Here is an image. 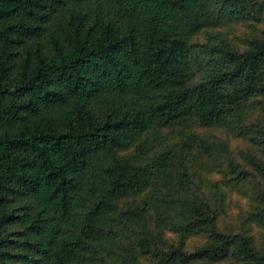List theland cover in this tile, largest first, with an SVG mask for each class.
Returning <instances> with one entry per match:
<instances>
[{"label":"trees","instance_id":"1","mask_svg":"<svg viewBox=\"0 0 264 264\" xmlns=\"http://www.w3.org/2000/svg\"><path fill=\"white\" fill-rule=\"evenodd\" d=\"M0 264H264V0H0Z\"/></svg>","mask_w":264,"mask_h":264}]
</instances>
